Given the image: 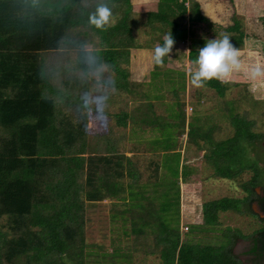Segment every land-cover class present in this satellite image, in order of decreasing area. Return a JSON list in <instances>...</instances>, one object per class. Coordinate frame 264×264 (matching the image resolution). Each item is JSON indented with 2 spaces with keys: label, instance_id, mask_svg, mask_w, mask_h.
Segmentation results:
<instances>
[{
  "label": "trees",
  "instance_id": "obj_1",
  "mask_svg": "<svg viewBox=\"0 0 264 264\" xmlns=\"http://www.w3.org/2000/svg\"><path fill=\"white\" fill-rule=\"evenodd\" d=\"M96 2L0 0V264H131V250H143L142 246L146 247L144 252L156 253L159 264H239L230 246L216 243L214 231L208 230L221 225V215H224L221 212L224 211L252 214L258 222L261 220L250 226L246 234L237 232L230 236V241L239 236L247 239L249 254L254 255L251 262L259 264L264 260V168L259 175L257 167L264 165V149L257 151V143L264 142V132L251 131L253 121L244 118L250 111L240 115L233 100H225L227 112L222 113L218 122L207 118L199 123V117L194 116L186 124L179 100L165 106L163 113L157 112L151 100L161 95L149 96L150 90L157 89L161 80L171 84L174 81L171 75L175 72L181 77L182 89L185 75L183 71L173 72L163 65H153L150 82L142 91L146 108L135 117L124 111L107 112L116 124L125 125L128 118L132 121L130 130L135 133L147 124L153 128L148 130L158 134L157 131L169 124L174 127V134H182L185 125L188 141L194 140L196 149L206 150L203 157L221 180H226V185L236 192L239 188L242 191L239 197L225 195L203 201L201 221L189 224L185 239L181 240L177 230L178 183L180 179L185 182L193 174L203 175L206 165L202 162L198 167L191 165L197 161V156H192L194 153L188 158L182 157L176 135L174 143L172 138L165 144L162 134L150 135L151 138L144 142L134 137L133 144L139 141L138 145L149 146V141L153 150L161 152L156 160L151 158L152 169L146 165L152 172L140 188L132 187L131 182L124 188V173L127 179L136 181L137 168L123 152H117L110 132L95 137L88 135L87 119L92 111L84 115L78 111L80 97L85 91L72 90L69 80L61 77L67 68L52 64L47 55L61 49L75 50L69 68L82 75L84 47L90 45L89 50L101 51L105 61L113 67L115 90H127L126 71L120 64H127L129 48H151L155 40L162 44L161 36L169 32L174 42H183L186 36H191L190 28L194 24L215 34L214 26L218 25L202 12L198 0H156L155 10H147L141 20L152 39L138 42L131 33L138 21L130 19V1L112 0L114 23L106 32L97 35L86 24V12L91 11ZM230 19L232 23L220 28L222 31L216 34L217 39L227 33L233 46L240 48L241 25L232 13ZM194 39L188 43L190 62L196 59L198 50L208 40L202 36ZM85 83L91 85L83 80ZM151 83L155 89L148 87ZM228 86L227 82L212 80L205 87L222 97ZM170 89L174 94L172 85ZM254 94H249L248 100L255 105L262 103L256 102L262 100L254 99ZM162 119L165 124L160 129L158 125ZM228 123L231 135L211 140L212 130L222 132L223 125ZM244 148H248V153ZM164 160L167 162L163 163ZM242 171L251 174L242 179ZM256 186L263 192H256ZM148 190L149 194H142ZM104 199L119 200L122 204L126 199V207L112 210L110 217L120 219L121 227L126 219L130 224L128 231L122 228L121 235L110 237L109 251L103 242L88 241L85 229L90 224L87 211ZM153 199L158 200L157 207ZM252 202L263 212L262 217L253 211ZM169 209H173V220L164 216ZM195 229L214 237V241L208 244L198 241L200 237L194 239ZM190 230L192 235H187ZM133 240L137 241L133 244Z\"/></svg>",
  "mask_w": 264,
  "mask_h": 264
},
{
  "label": "rangeland",
  "instance_id": "obj_2",
  "mask_svg": "<svg viewBox=\"0 0 264 264\" xmlns=\"http://www.w3.org/2000/svg\"><path fill=\"white\" fill-rule=\"evenodd\" d=\"M131 4V13H130V19H134V21H138L136 25H134V29L132 30V36L137 39L138 42H143L148 39H152L150 33H148V28L146 26H142L141 21L145 17V12L150 8H144V4L152 3L155 0H129ZM199 4L201 6L202 12L207 16V18L220 25V26H225L227 24L232 23V19H230V15L233 11V7L231 6V3L227 0H198ZM248 0H244L243 2V8L244 10H247L248 7ZM143 5V6H141ZM234 17L237 18L235 13H232ZM136 19V20H135ZM253 18H251V26L255 23L256 26L260 27L261 21H255ZM141 21V22H140ZM244 23H246V28H249V24L247 23L246 20H242ZM263 22V21H262ZM262 27V26H261ZM202 27L200 25H193L191 29H193L195 32L194 34H199V36L208 38L209 34L204 35L203 31L201 29ZM221 27L217 28V32H221L222 30L220 29ZM245 28V29H246ZM246 29V30H247ZM164 35L161 36V38ZM264 38V36H259V39ZM163 39V38H162ZM217 39V38H216ZM256 43H258V39L252 40ZM152 47L151 48H145V51L139 52V62L142 61L143 58H145L146 66L142 68H138L136 66V63L138 62L135 50L136 48H129L128 52V62L127 64H120V67L124 68L126 71V78L125 82L127 85V90H122V89H117L114 91L112 96L110 97L109 101V107L107 110L103 112H98L103 115L98 116L97 112L95 110L92 111V114L88 113V119H87V133L91 137H95L96 135L98 136L99 133H106L110 132L112 137H114L115 141V148L117 152H123L126 157L131 159L132 163L135 165L139 172V176L136 181L133 179H127L126 175L124 173L123 176V185L124 188L126 187L125 184L128 182H131L132 187L135 188V185L137 188H140V184L142 182L147 181V177L149 176V173L152 172L151 170H148L146 168V165H150V168L152 169L154 165L150 163L151 158L153 160L158 158V154H160L161 151L159 150H153L154 147H150L149 141L147 144L149 146L145 145H138L139 141L137 144H133L134 137H140L142 142H144L145 139H148V137L151 138L150 135H158L162 134V138H164L163 144H165L167 141L170 143V141L173 138V143H174V136L176 135V142L179 145V153L182 155V157H190V153H194L195 155H192L194 157L197 156V161H195L193 164L195 167H198L199 163L202 162L203 164L206 165L204 169L203 175L198 174H193L191 178L186 179L187 182L182 183L180 179L179 183V200H178V223H177V230L179 232L180 239L183 240L185 239L184 234L186 232L185 227L188 228L189 224H193L196 221L201 220V207H202V202L222 196H230V195H235L236 197H239L242 195V191L239 188V192H236L234 189L230 188L229 186L226 185V180H221L220 176L216 174L214 168L209 164V162L204 159L203 154L206 152L204 149H196L195 148V142L193 141H188L189 137H185L184 133L186 131V126H183V132L182 134H174L173 129L174 127L170 126L169 124L164 128L165 120L162 119L159 124V128L163 130L157 131L158 134H156L155 131H150L148 129H153L151 127H148L147 124H144L141 126L140 132H132L130 130L132 121H129L128 118L125 119V125H120L116 124L115 121H113L112 117L108 115V113L111 114H116L121 111L126 112V114L131 115V116H136L138 113L146 108V97L145 93H143V89L146 87L145 84L150 82V75L151 71L153 69L152 62H151V56H152V50L154 47L158 44V42L155 40L152 42ZM253 43V42H252ZM176 45H173L172 51L169 54V57H165V59H168L167 63L163 64L164 68H176V69H182L185 71H188L190 65L188 66L182 62H178L175 64L171 60L174 58V56H179V52L182 53V50L184 53L189 49V46L186 43H181L179 44L178 42L175 43ZM259 45V43H258ZM88 46V49L90 48V45H85ZM180 47V48H177ZM85 48V47H84ZM246 48L249 49H254V47L247 46ZM244 49V51H247L248 49ZM174 50V51H173ZM183 53V55H184ZM48 59L52 64L60 65L67 70L61 74V77L69 80V85L72 90H82V91H88L92 85L88 86V83L83 84V79L82 75L77 72L76 69L70 70V66L72 65L74 61V56H75V50L72 49H61L58 51H52L49 52ZM137 59V60H136ZM248 59V58H247ZM144 63V62H143ZM264 65V64H263ZM246 68V67H245ZM70 70V71H69ZM242 74L238 73V75H233L232 78L228 81H226L229 86L227 90L225 91L224 96L218 97L214 91L210 88L203 87V88H194L190 85L188 76H184L183 80V88L181 89L180 84H181V77L176 76V74L171 75L172 80H174L171 84L169 82H163L165 80H161L159 82V87L157 89L154 88L153 83H151L148 87L150 89H155V90H150V95L154 96L155 94L161 95V98L156 99V100H151L154 102L156 105V111L163 113L164 107L167 105H171L172 102L175 100H179L181 105L179 109L183 112L184 114V124L189 120H191L192 117L196 116L199 117V123L204 122L203 120L205 119H210L215 122V120L218 122L217 119L220 118V116L223 114H226L227 108L224 105L225 100H233V104L237 106L236 112L240 115H243L245 112L244 111H250V114L248 113L247 116H244L245 119H249L253 121V125L251 128V131L253 132H264V93L262 92L263 90H255L253 85L255 86L256 84L259 85L261 81H264V78L252 82L248 79L247 77V70H242ZM186 73V72H185ZM241 74V75H240ZM112 75H114V72H112ZM64 79V80H65ZM71 79H74L75 81L72 82ZM233 83H237V85H234ZM245 84V85H244ZM170 85H172L175 89L174 94H172ZM261 86V85H260ZM246 87V89H245ZM140 91V93H139ZM252 91V92H251ZM254 91V92H253ZM256 96L254 99H259L262 101H256V102H262V103H257V105L254 104V102L249 101L248 99L250 97L249 94ZM144 94V95H143ZM246 95V96H244ZM244 96V97H243ZM149 101V100H147ZM104 112H108L105 114ZM160 117L157 119L159 120ZM159 122V123H160ZM217 124V123H216ZM205 123L202 124L203 129ZM108 127H111V130L107 129ZM172 128V130H171ZM143 131V132H142ZM230 136L231 135V126L230 124H225L223 125V130L222 132H217L216 129L212 130L211 132V140L217 141L219 139H223L224 136ZM167 139V140H166ZM196 139V138H195ZM140 140V141H141ZM201 142V139H198ZM176 146V143H175ZM188 147V148H187ZM188 149V150H187ZM264 149V142L261 140L257 143V151L260 152V150ZM187 150V151H186ZM246 153H248V148H244ZM186 151V152H185ZM157 153L155 157L154 155ZM252 155V153H251ZM250 155V156H251ZM149 158V159H148ZM252 158V157H251ZM261 158V157H260ZM193 159V158H192ZM204 159V160H203ZM171 159H169L170 161ZM124 162V160H122ZM163 163L167 162V160L162 161ZM174 164V163H172ZM126 165V164H125ZM190 165V163H189ZM264 168V165H262V168L260 166L257 167V172H260V174L263 173L262 169ZM124 169V168H123ZM261 170V171H260ZM159 173V170H157ZM250 172L247 171H242L240 173V176L242 179L248 178L250 175ZM204 177H211V179H204ZM239 177V176H238ZM236 178V177H235ZM234 178V179H235ZM152 178L148 179L151 180ZM256 192H263L261 189L256 186L255 187ZM126 193V191H125ZM143 195L149 194V190L143 192ZM160 199V198H159ZM140 198V202H141ZM154 207H157L158 205V200L154 199L152 200ZM126 202L123 201V204L121 201H115L112 200L110 201L109 199H104L101 200L100 202H96L92 207L89 208L87 211V216L89 217L90 224L88 223L85 227L86 229V236L87 240L93 243H99L103 242L106 245V250L109 251L111 249L110 247V237L111 236H118L122 234V228L126 229L127 231L130 228L129 221L126 219L123 227L120 226V219H112L110 217V212L113 210H122L126 206L124 203ZM161 202V201H160ZM229 212H232L231 208H229ZM254 211L257 212L258 208L253 207L252 208ZM166 212H168L165 217L167 218H172L173 220V209H169ZM143 213L148 215V212L143 211ZM191 215L189 217V214ZM224 215H221V225L213 226L208 230H213L214 234L216 235L217 239H215V242H219L220 245L226 246L230 242V236L232 235L231 233H236L240 232L239 234L244 235L246 234L247 230L250 228L252 225H257L261 223V220H257L254 215L250 214H242L239 213L238 215L234 212L232 213H225L221 212ZM126 215L127 212L125 213ZM239 215H242L240 218H238ZM261 217L263 216V212L259 214ZM240 219V222H238ZM168 221V220H167ZM238 222L237 225H234V223ZM229 224V225H228ZM262 226V224H260ZM194 228V225L192 226ZM196 229L199 230L197 227ZM195 233H193V236L195 237H200L198 241L202 243H208L211 244L212 241H214V237H211L210 235L206 234H200L198 233V230ZM194 231V229H193ZM225 234L226 237L224 235ZM186 235V234H185ZM187 235H192L191 230L187 233ZM205 236V237H204ZM133 235H131V238ZM207 237H211L210 239H205ZM228 237V238H227ZM137 241V240H136ZM135 240L132 241L134 244L136 242ZM238 242V239L235 241V243ZM131 241H129V244ZM121 245H124L122 243ZM204 245V244H201ZM242 241H240L237 244V251L241 249ZM138 247V245L136 244ZM143 250H137L132 249L131 250V255H132V261H130L131 264H159V259L156 256V253L154 254H148L144 252V249L146 250V247L142 246ZM258 264V263H257ZM260 264V263H259Z\"/></svg>",
  "mask_w": 264,
  "mask_h": 264
},
{
  "label": "clouds",
  "instance_id": "obj_3",
  "mask_svg": "<svg viewBox=\"0 0 264 264\" xmlns=\"http://www.w3.org/2000/svg\"><path fill=\"white\" fill-rule=\"evenodd\" d=\"M113 7L112 0H97L92 10L86 12V24L97 35L106 32L113 25ZM174 43L170 32L163 36V43L157 44L152 50L151 62L154 66L163 65L164 58L169 57ZM85 49L82 79L91 82L92 86L80 97L78 111L81 115L93 110H107L116 84L112 75L113 67L105 61L101 51L89 50L88 46H85ZM241 68L240 52L231 43L230 36L225 33L220 39L206 41L198 50L196 59L191 62L187 75L192 87L203 88L212 80H230ZM247 77L252 82L264 78V65L249 67Z\"/></svg>",
  "mask_w": 264,
  "mask_h": 264
},
{
  "label": "crops",
  "instance_id": "obj_4",
  "mask_svg": "<svg viewBox=\"0 0 264 264\" xmlns=\"http://www.w3.org/2000/svg\"><path fill=\"white\" fill-rule=\"evenodd\" d=\"M227 1H229V3H231V6L233 7L232 13L234 12L235 15L237 16V21L240 23L241 31L243 33L241 46H240V48H237L239 50V52H240V60H241V63H242V68H241V70L239 72L233 74V75H238L239 76L238 73L242 74V72H243L242 70H247L249 67L254 66V65H263L264 64V38L259 39V36H262V37L264 36V27H263L264 22H262V21H264V0H248L249 3H248L247 10H244V8H243L244 0H227ZM155 3H156V0L152 3V5H150V3L144 4V8L143 9H145V8L148 9V8L151 7V9H148V10H151V11L155 10ZM141 6H143V5H141ZM251 18H253L255 21H257V20L261 21V23H259L260 27L259 26L257 27L255 23L253 24V26H251V24L249 23V22H251ZM246 19L248 21L247 23L249 24V28L248 29L246 28V23H244L242 21V20H246ZM218 27L223 28L220 25H218ZM218 27H216V25L214 26V28L216 30L215 34L212 32V30L204 31L202 28L201 29H202L204 35L209 34L207 39L211 40V39L217 38L216 34L219 32V31L217 32V28ZM190 32H191V36H186V38H185V40L183 42L176 41L175 43H177V42L179 44L186 43L189 46L188 43L190 42V40H193L194 38H197L199 36V34H194L195 31L193 29H191V28H190ZM207 32H209V33H207ZM193 36H194V38H193ZM256 39L260 40V41H258L259 45H258V43L252 41V40H256ZM194 40H196V39H194ZM175 43H174V46L176 45ZM247 46L254 47V49L246 48ZM177 48H180V47H177ZM245 48L248 49V50L244 51ZM183 50H182V53L179 52V54H178L179 56H174V58L171 61L174 62L175 64H177L178 62L181 61L183 65L185 63L188 66V64L189 65L191 64V62L188 61V59H187V53H188L189 49L186 51V53H184ZM143 51H145V48H136V50H135V52H137L136 53V57L138 59V60L137 59L136 60L139 63L138 68H140L141 70H142V68H144L146 66L145 62H147V61H145V58H143L142 61L139 62V58H140L139 52H143ZM183 53H184V55H183ZM167 62H168V59L166 58L164 63H167ZM152 66H153V64H152ZM168 69H171L173 72L177 71V70L184 72V70H182V69H176V68H173V67L168 68ZM185 72H184V75H187L188 71H185ZM171 74H174V73H171ZM252 87H254L255 90H257V91L260 90V92H261V90H263V92H264V82L263 83L260 82L259 85L256 84L255 86L253 85ZM186 134L187 133L185 132L184 133L185 137H187ZM182 183H185V182H182ZM180 184L181 183H179V185ZM253 205L258 208L257 213L261 214L262 211L259 209L257 204L255 202H252L251 203V208H253ZM190 215H191V213L188 216H186V217H189ZM195 223H198V221H196ZM237 239H238V242L235 243V241ZM240 241H242L241 249H239L237 251V244ZM249 245H250L249 241L247 239L246 240L243 239L240 236L236 237L235 239H232L227 244V246H230L231 252L238 259L239 264H251L250 263L251 259L253 261V259H254L253 256L254 255L249 254V249H250ZM249 255H252V257H249Z\"/></svg>",
  "mask_w": 264,
  "mask_h": 264
},
{
  "label": "flooded vegetation",
  "instance_id": "obj_5",
  "mask_svg": "<svg viewBox=\"0 0 264 264\" xmlns=\"http://www.w3.org/2000/svg\"><path fill=\"white\" fill-rule=\"evenodd\" d=\"M249 257H252V255H249ZM254 258V256H253ZM250 263L252 264V262L250 261ZM260 264H264V260L260 262Z\"/></svg>",
  "mask_w": 264,
  "mask_h": 264
},
{
  "label": "water",
  "instance_id": "obj_6",
  "mask_svg": "<svg viewBox=\"0 0 264 264\" xmlns=\"http://www.w3.org/2000/svg\"><path fill=\"white\" fill-rule=\"evenodd\" d=\"M253 207H255V206L253 205Z\"/></svg>",
  "mask_w": 264,
  "mask_h": 264
}]
</instances>
